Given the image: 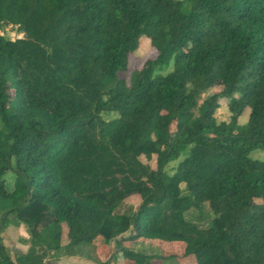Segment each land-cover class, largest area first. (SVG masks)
I'll return each mask as SVG.
<instances>
[{
  "label": "trees",
  "instance_id": "trees-1",
  "mask_svg": "<svg viewBox=\"0 0 264 264\" xmlns=\"http://www.w3.org/2000/svg\"><path fill=\"white\" fill-rule=\"evenodd\" d=\"M3 25L23 38L0 35V264L99 238L116 249L101 264H264V160L249 157L264 151V0H0ZM140 37L156 56L131 70ZM153 156L155 170L140 161ZM203 205L207 228L186 219ZM19 226L28 249L12 260L3 233ZM142 239L184 253L124 246Z\"/></svg>",
  "mask_w": 264,
  "mask_h": 264
},
{
  "label": "rangeland",
  "instance_id": "rangeland-1",
  "mask_svg": "<svg viewBox=\"0 0 264 264\" xmlns=\"http://www.w3.org/2000/svg\"><path fill=\"white\" fill-rule=\"evenodd\" d=\"M186 1V0H181ZM190 10V4L185 3L182 6V11L184 13H188ZM0 35L7 40H16L23 38V34L19 31L16 26L13 25H3L0 27ZM156 56L155 50L151 47L150 42L145 37H140L138 49L135 51L134 54L131 55L129 60V68L131 70H138L140 69L145 61L149 59H153ZM172 70V63L168 67L161 68L157 70V74L166 75L167 73L171 72ZM119 78H124L126 76L125 72H119L117 74ZM215 84L211 86L209 90L202 93L200 96V102L203 101L205 98L213 94V89ZM219 89L216 88L215 90ZM235 97V96H234ZM228 103L229 99L223 98L220 101V108H218L214 114L217 123L221 122H228L230 119V113L228 111ZM250 110L248 108L244 109L243 113L238 119L239 125H244L249 116ZM102 117L105 120H111L116 118L117 115L115 113H108L103 114ZM249 157L253 160H264V151L256 150L250 153ZM183 159L180 157L178 160L171 162L166 167V172L168 174H172L175 170L177 164ZM140 161L142 164L149 166L151 169L155 170L156 168V157L153 156L150 160L145 159L144 157H140ZM4 180L6 182L7 189L9 191L13 190V183H14V174L12 172H8L4 176ZM183 188V186H182ZM140 202V198L137 195H132L124 200L122 205L120 206V210L125 213H132L133 209L137 206ZM186 219L190 221L197 227L200 228H207L210 225L212 214L207 205H203L199 211L190 210L186 214ZM130 232H127L122 235V237H127ZM118 238V237H117ZM28 235L26 229L23 226L19 227H10L3 233V243L7 248L12 260L18 254H23L27 251L28 245H25L27 242ZM119 239V238H118ZM63 245L67 243L65 239V235L63 236ZM124 246L132 248L134 251L146 254V255H161L162 252L165 253H174L178 255H183L184 253V244L175 243L169 245H163V249L161 248V243L158 240H147L142 239L138 240L135 243H124ZM73 256H69L64 251H59L57 253H53L50 256L46 264H101L105 262H109L111 257L116 253L115 244L113 241L106 244L102 239H97L94 244L87 245L76 249L73 251ZM120 258V255L118 256ZM109 264H112L110 262ZM186 264H195L191 257L187 258Z\"/></svg>",
  "mask_w": 264,
  "mask_h": 264
}]
</instances>
